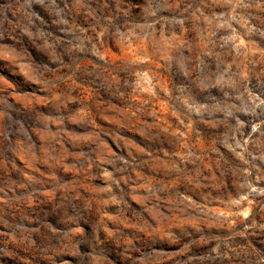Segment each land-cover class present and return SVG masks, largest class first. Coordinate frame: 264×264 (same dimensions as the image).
I'll use <instances>...</instances> for the list:
<instances>
[{"label": "rangeland", "instance_id": "rangeland-1", "mask_svg": "<svg viewBox=\"0 0 264 264\" xmlns=\"http://www.w3.org/2000/svg\"><path fill=\"white\" fill-rule=\"evenodd\" d=\"M0 264H264V0H0Z\"/></svg>", "mask_w": 264, "mask_h": 264}]
</instances>
